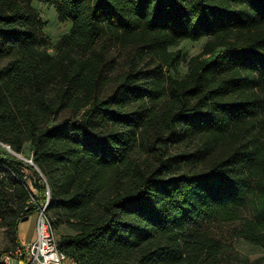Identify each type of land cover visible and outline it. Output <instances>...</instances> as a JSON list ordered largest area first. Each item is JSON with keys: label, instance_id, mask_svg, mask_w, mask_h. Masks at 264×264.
I'll return each instance as SVG.
<instances>
[{"label": "trees", "instance_id": "obj_1", "mask_svg": "<svg viewBox=\"0 0 264 264\" xmlns=\"http://www.w3.org/2000/svg\"><path fill=\"white\" fill-rule=\"evenodd\" d=\"M33 2L70 24L53 54ZM202 38L173 78L171 49ZM263 126L264 0H0V228L13 241L0 256L46 193L74 264L264 249ZM2 145H29L34 166Z\"/></svg>", "mask_w": 264, "mask_h": 264}, {"label": "rangeland", "instance_id": "obj_2", "mask_svg": "<svg viewBox=\"0 0 264 264\" xmlns=\"http://www.w3.org/2000/svg\"><path fill=\"white\" fill-rule=\"evenodd\" d=\"M32 6L38 12L39 18L43 23L42 33L47 38V51L50 54H53L55 43L62 34L69 31L70 24L67 21L59 22L54 9L45 3L33 2ZM207 41L208 38H202L197 42L184 41L177 47L171 49V51L179 50L182 56L181 61L170 70V74L173 78L182 79L187 74V63L189 59L200 54ZM111 52V57L114 58L116 63L122 62V60H120V56L125 54L124 51L118 52L119 54H117V50L115 49ZM19 156L28 160L30 159L31 152L29 145L24 146L23 153ZM25 174V181L29 184V186H31L30 180L32 179V173L26 169ZM34 193V196H37L35 189ZM30 221V218L25 221L26 225H29ZM55 232L58 239L61 235H69L72 233L71 230L65 226L60 227L55 230ZM12 243L13 241L11 237L6 234L5 229L0 228V250H5L7 247L11 248ZM222 262L223 264H264V249L253 246L243 239H236L231 243L230 248L223 255Z\"/></svg>", "mask_w": 264, "mask_h": 264}, {"label": "built area", "instance_id": "obj_3", "mask_svg": "<svg viewBox=\"0 0 264 264\" xmlns=\"http://www.w3.org/2000/svg\"><path fill=\"white\" fill-rule=\"evenodd\" d=\"M2 147L23 162L34 166L30 159L13 153L8 146L2 145ZM30 189L35 194L32 186ZM33 201L31 198L30 203ZM47 204L48 193H46V202L33 214L34 239L27 243H19L15 250L4 253L0 256V264H74L58 250L56 232L46 216Z\"/></svg>", "mask_w": 264, "mask_h": 264}, {"label": "crops", "instance_id": "obj_4", "mask_svg": "<svg viewBox=\"0 0 264 264\" xmlns=\"http://www.w3.org/2000/svg\"><path fill=\"white\" fill-rule=\"evenodd\" d=\"M29 218L31 219L29 225H26L25 222H20L18 224L17 233L19 243H27L34 239V216L31 215Z\"/></svg>", "mask_w": 264, "mask_h": 264}, {"label": "water", "instance_id": "obj_5", "mask_svg": "<svg viewBox=\"0 0 264 264\" xmlns=\"http://www.w3.org/2000/svg\"><path fill=\"white\" fill-rule=\"evenodd\" d=\"M27 219H28V217H25V218H23V219L21 220V222H25V221H27Z\"/></svg>", "mask_w": 264, "mask_h": 264}]
</instances>
